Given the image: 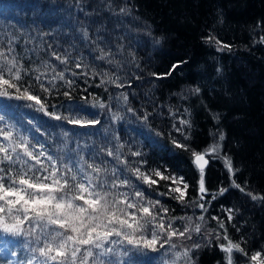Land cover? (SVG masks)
Returning <instances> with one entry per match:
<instances>
[{"label":"trees","instance_id":"obj_1","mask_svg":"<svg viewBox=\"0 0 264 264\" xmlns=\"http://www.w3.org/2000/svg\"><path fill=\"white\" fill-rule=\"evenodd\" d=\"M112 2L117 10L127 7L129 14L114 17L101 6V0H0V47L7 48L8 39L15 37L12 55L27 70L19 85L21 92L29 88L49 112L100 123L81 127L57 121L36 107H28L33 101L7 97H0V115L37 145L35 151L43 144L54 156L67 151L74 159L77 152L89 162L94 157L110 175L112 168L123 166L108 157L106 150L119 143L125 145L121 159L129 167H140L147 174L159 169L165 175L183 177L189 188L181 203L173 198L178 193L166 194L170 181L161 180L149 188L125 171L146 193V199L159 200L169 210L168 218L185 217L173 220L177 229L202 226L201 233H193L191 240L173 238L176 251L201 245L193 253L194 264H226L227 254L218 247L226 243L225 230L249 257L264 252V200H253L247 194L264 197V43L260 40L264 37V0ZM82 23L88 25V41L79 31ZM117 23L121 26L116 27ZM101 25L105 30L97 33ZM97 35L103 37L105 51L110 48L115 53L116 46L123 45L122 52L114 56L119 67L96 59L99 52L94 50L93 41ZM208 36L220 40L221 45L215 40L206 42ZM52 52L67 53L68 63L61 64ZM77 62L82 64L80 68L75 67ZM172 64L179 66L170 76L158 79L152 75L170 70ZM52 66L55 72L65 73V80L50 83ZM94 73L119 77L117 84L123 87L101 84L103 76ZM38 75L49 92L41 91ZM66 80L74 81L71 88ZM10 92L13 97L18 95L15 89ZM64 92H70V97ZM121 94L127 95V104ZM101 103L106 107L100 108ZM113 113L122 119L112 120ZM145 114L146 121L142 119ZM181 120L189 123L181 125ZM65 132L70 137L67 142L61 135ZM220 133L224 139L205 167L208 192L201 199L192 151H204L218 141ZM174 141L187 148L176 147ZM65 143L67 149L62 151ZM130 151H139L142 156H132ZM225 156L234 162L236 171L231 177L224 165ZM233 180L245 191L235 188ZM221 187L227 189L222 195L218 194ZM228 209L233 216L230 222ZM201 216L203 220L198 219ZM213 217L223 221L225 228L220 229ZM28 239L10 237L0 243V264H27L31 253L23 245ZM169 248L132 252L130 264H168L172 258ZM234 264H249L248 257L234 253Z\"/></svg>","mask_w":264,"mask_h":264},{"label":"snow or ice","instance_id":"obj_2","mask_svg":"<svg viewBox=\"0 0 264 264\" xmlns=\"http://www.w3.org/2000/svg\"><path fill=\"white\" fill-rule=\"evenodd\" d=\"M101 6L109 11L112 16L121 18L129 14L127 7H114L112 0H101ZM91 14H86L89 16ZM121 25L117 23L116 27ZM105 30L103 25L97 27L96 32ZM82 38L85 41L90 39L88 25L82 23L80 29ZM15 37L8 39L7 48L0 47V97L23 99L33 101L28 107H36L37 111L44 112L57 121L67 120L69 124L81 127L94 126L99 124V120H83L82 118L65 117L49 112L43 100L33 95L29 88H24L21 92L20 82L26 74V69L19 63L14 52ZM119 39V38H118ZM206 42L215 40L217 45L221 41L215 37H205ZM264 43V37L260 38ZM103 37L97 35L93 44L94 50L99 52L97 60L115 64L119 67V62L114 56L122 52L123 45L116 46V52L105 51L101 47ZM223 47H230L223 45ZM52 56L61 64H67L70 57L65 53L61 56L52 52ZM82 64L77 62L75 67L80 68ZM179 64H172L171 69L162 73H153L159 78L170 76ZM53 67L52 81L57 79L65 80V73L55 72ZM86 67V65H85ZM67 70V69H66ZM77 75L78 73H73ZM102 75L101 84H117L119 77L115 79L107 73H94ZM37 82L41 81V76H36ZM69 88L74 81L66 80ZM41 91L49 92L43 82L39 84ZM53 83V87H54ZM123 87V84H117ZM10 89H15L18 95L13 97ZM199 92L200 89H195ZM70 97V92H64ZM123 102L127 104L128 97L121 94ZM37 105L39 107H37ZM100 108L106 106L101 103ZM82 111L84 109H81ZM134 112L132 108L127 109ZM122 119L118 114L113 113L112 120ZM143 120L148 119L145 114ZM218 119V117H216ZM189 121L181 120V125H187ZM177 131L181 129L177 128ZM62 138L67 142L70 137L68 133H62ZM0 243L7 242L10 237L29 238L23 247L31 253L27 264H130L131 253L143 249L160 251L165 245H170L169 252L172 254L168 264H179L183 259V264H194L193 253L201 247L200 244H192L190 248L176 251L177 245L173 243V238L192 239V234H199L202 231L200 224L189 227L184 226L183 230L175 227L173 220H183L185 217H167L168 209L163 207L159 200L146 199V193L137 188L136 185L125 175V171H130L137 180L151 188L161 180L170 181L168 193H178L173 198L181 203L184 202L188 183L183 177L168 176L159 169L152 170L151 174L141 171L140 167H129L126 160L121 159L123 144H117L114 148L106 150V155L112 157L123 167L112 168L109 175L108 169L95 163L85 160L79 153L65 151L67 143L64 145L65 154L54 156L44 150V145H38L39 151L34 149V145L28 136L20 134L16 130L15 124L9 123L4 116L0 115ZM118 140V138H116ZM224 139V134L220 133L218 141L211 144L204 151H192V164L199 174L198 193L203 195L208 192L205 182V166L212 156L217 155L221 145L219 141ZM178 148H187V145L176 143ZM87 147V145H86ZM19 149V150H18ZM101 149V152H104ZM132 156H142L139 151L129 152ZM43 158V159H42ZM224 165L230 177L234 175L236 169L230 157L225 156ZM103 163V161H102ZM141 164L144 161H140ZM124 176L123 179L120 177ZM156 177V178H153ZM175 185V187H172ZM182 186V187H181ZM233 186L241 192L245 189L236 184ZM121 188L128 191H119ZM227 189L221 187L218 194L222 195ZM253 200L262 199L247 193ZM216 197L213 196V199ZM201 209L203 204L198 205ZM227 220L233 219L232 210L228 209ZM191 221V217L187 218ZM198 219L203 220V217ZM219 224L220 229L225 228L223 221L213 217ZM27 223L28 227L25 228ZM217 239H220L217 236ZM223 240L226 243H219V249L226 253V264H234V253L248 257L249 264H264V252L257 251L250 257L245 249L238 242H233L227 231L223 233ZM35 243L36 246H32ZM12 256L17 253L11 252ZM9 264H12L10 261Z\"/></svg>","mask_w":264,"mask_h":264},{"label":"water","instance_id":"obj_3","mask_svg":"<svg viewBox=\"0 0 264 264\" xmlns=\"http://www.w3.org/2000/svg\"><path fill=\"white\" fill-rule=\"evenodd\" d=\"M199 152H200V151H199ZM206 159H209V158H208V157H206ZM209 160H210V159H209ZM207 165H208V164H207ZM207 165H206V166H207ZM206 166H205V167H206Z\"/></svg>","mask_w":264,"mask_h":264}]
</instances>
